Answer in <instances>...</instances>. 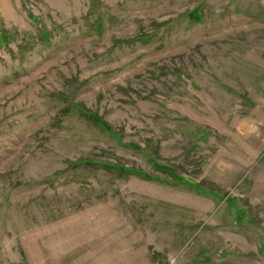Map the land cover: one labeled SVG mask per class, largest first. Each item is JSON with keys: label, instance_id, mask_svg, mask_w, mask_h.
<instances>
[{"label": "rangeland", "instance_id": "374dc122", "mask_svg": "<svg viewBox=\"0 0 264 264\" xmlns=\"http://www.w3.org/2000/svg\"><path fill=\"white\" fill-rule=\"evenodd\" d=\"M0 264H264V0H0Z\"/></svg>", "mask_w": 264, "mask_h": 264}, {"label": "trees", "instance_id": "16d2710c", "mask_svg": "<svg viewBox=\"0 0 264 264\" xmlns=\"http://www.w3.org/2000/svg\"><path fill=\"white\" fill-rule=\"evenodd\" d=\"M190 16H193V12L190 13ZM89 117L93 121H95L96 123H99L100 125L104 126L105 128H108V126L105 124V122L99 116H97L96 114L90 113ZM131 170L133 171V169H131ZM134 171L139 172L140 174H142L145 177H148V175L146 173H143V172L137 171V170H134Z\"/></svg>", "mask_w": 264, "mask_h": 264}]
</instances>
